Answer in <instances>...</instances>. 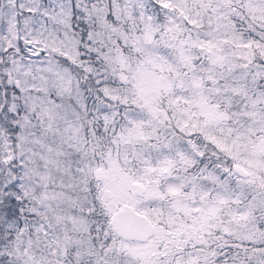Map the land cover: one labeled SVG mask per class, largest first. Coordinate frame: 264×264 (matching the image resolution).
<instances>
[{"label":"snow or ice","instance_id":"6c2138e0","mask_svg":"<svg viewBox=\"0 0 264 264\" xmlns=\"http://www.w3.org/2000/svg\"><path fill=\"white\" fill-rule=\"evenodd\" d=\"M0 264H264V0H0Z\"/></svg>","mask_w":264,"mask_h":264}]
</instances>
